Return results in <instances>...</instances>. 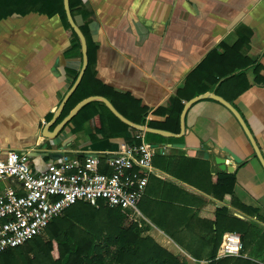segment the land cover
Masks as SVG:
<instances>
[{
  "label": "crops",
  "instance_id": "1",
  "mask_svg": "<svg viewBox=\"0 0 264 264\" xmlns=\"http://www.w3.org/2000/svg\"><path fill=\"white\" fill-rule=\"evenodd\" d=\"M70 2L89 68L85 88L68 102L82 55L59 16L38 6L0 19V157L26 152L40 173L65 154L83 161L134 143L138 131L99 101L67 120L85 99L102 97L128 122H151L149 128L173 135L145 133L156 148L154 174L135 209L123 212L139 237L181 263L210 264L225 259L216 258L222 236L236 233L238 257L264 264V169L241 126L223 105L204 98L186 110L180 133L184 105L213 94L239 113L264 159V0ZM228 175L239 201L256 205L261 218L231 205ZM229 218L246 219L253 231L242 240L228 230Z\"/></svg>",
  "mask_w": 264,
  "mask_h": 264
},
{
  "label": "built area",
  "instance_id": "2",
  "mask_svg": "<svg viewBox=\"0 0 264 264\" xmlns=\"http://www.w3.org/2000/svg\"><path fill=\"white\" fill-rule=\"evenodd\" d=\"M155 151L138 131L134 143L114 152L83 161L61 157L34 173L26 152L8 150L0 157V254L47 237L48 225L77 203L122 212L135 209L154 174ZM240 254V236L225 233L216 258Z\"/></svg>",
  "mask_w": 264,
  "mask_h": 264
},
{
  "label": "trees",
  "instance_id": "3",
  "mask_svg": "<svg viewBox=\"0 0 264 264\" xmlns=\"http://www.w3.org/2000/svg\"><path fill=\"white\" fill-rule=\"evenodd\" d=\"M38 6L47 16L54 14L59 16L64 26L70 31L75 41V47L80 50L79 39L67 22L63 0H0V19L7 18L12 14L25 16ZM69 7L71 11L70 0ZM88 68L89 65L70 99L85 88ZM183 91L178 92L177 97L174 99V101H178L175 112L177 123L183 108V105L179 102V99L183 98ZM90 106V103L84 105L75 117ZM94 118L100 119L101 116L95 112ZM120 124L124 129L134 131L123 123ZM152 125L151 122L148 123L149 127H154ZM147 136H150V134H145V137ZM169 141H172V139H169ZM225 180L230 188L231 205L238 206L248 216L256 215L261 218L262 211L255 207L256 205L241 203L236 197L237 184L233 175L225 176ZM88 206L91 205L77 203L70 207L46 228V234L49 238L47 242H43L44 239L41 237H36L20 247L10 249L0 254V264H184L155 244L150 238L143 239L139 237L136 224L130 222L119 209L100 207L97 210L95 207ZM84 209L93 213L89 216L88 224L78 217ZM98 217L101 218L99 223L92 222L93 219ZM78 224L83 225L85 229H80L77 226ZM248 224L246 219L229 218L228 230L241 233L242 240H244L253 231ZM214 256L213 254L212 259ZM210 264L252 263L241 257H229Z\"/></svg>",
  "mask_w": 264,
  "mask_h": 264
},
{
  "label": "water",
  "instance_id": "4",
  "mask_svg": "<svg viewBox=\"0 0 264 264\" xmlns=\"http://www.w3.org/2000/svg\"><path fill=\"white\" fill-rule=\"evenodd\" d=\"M63 9L65 12V16L67 19V22L69 24V26L71 27V29L73 30V32L76 34V36L79 39L80 42V47H81V55H82V68L81 71L79 73V75L77 76L74 84L72 85V87L69 89V91L67 92L63 102H66L67 99L69 98V96L75 91V89L77 88L79 82L81 81L84 72L86 70V67L88 65V57H87V43H86V39L83 35V33L81 32V30L78 28V26L75 24L71 12H70V7H69V0H63ZM204 98H209V99H213L215 101H217L218 103H220L221 105H223L226 109H228L230 111V113L235 117V119L237 120V122L239 123V125L241 126L242 130L244 131L245 135L247 136L248 140L250 141L253 150L255 152V155L257 157V159L259 160L262 168L264 169V159L262 157V154L260 153L259 148L257 147L254 139L252 138V135L250 133V131L248 130L246 124L244 123L243 119L241 118V116L239 115V113L226 101H224L222 98L215 96L213 94H203L197 98H194L190 101H188L185 105L184 108L182 110L181 116H180V127H181V132H183L184 130V114L186 112V110L190 107V105L192 103H194L197 100L200 99H204ZM91 101H99L101 103H103L116 117H118L121 121H123L124 123H126L127 125H129L130 127H132L133 129L139 131V132H144V133H150V134H158L164 137H170L173 136L172 134L165 132V131H161V130H155V129H151L149 127L146 126H142V125H136V124H132L130 122H128L127 120H125L122 116H120L117 111L113 108V106L104 98L102 97H91L88 99H85L84 101H82L81 103H79L74 110L70 113V115L68 116L67 120L69 118H71L76 112H78L80 110V108L82 106H84L86 103L91 102ZM63 102L61 105H63ZM52 155L50 154V157ZM71 157V154H65L59 157V159L61 157ZM232 159L234 160L235 163L239 162V159H237V157H235L234 155H231ZM216 164H218L220 166V168L222 170H225L226 167L224 166V159H220L217 158L215 159Z\"/></svg>",
  "mask_w": 264,
  "mask_h": 264
},
{
  "label": "rangeland",
  "instance_id": "5",
  "mask_svg": "<svg viewBox=\"0 0 264 264\" xmlns=\"http://www.w3.org/2000/svg\"><path fill=\"white\" fill-rule=\"evenodd\" d=\"M88 207H93V206H88ZM97 210H98V208H96ZM95 209V210H96ZM91 215H93V213H91V211L90 210H87V209H84L80 214H79V218L80 219H82L83 221H84V223H86V224H88L89 223V216H91ZM78 218V219H79ZM101 221V218H95V219H93V221L92 222H94V223H99ZM79 222H80V220H79ZM80 229H85L84 228V226L83 225H80V224H78L77 225ZM43 242H47L48 240H49V238H48V236L46 237H43ZM240 255H242V252H241V254ZM233 258H238V257H233Z\"/></svg>",
  "mask_w": 264,
  "mask_h": 264
}]
</instances>
